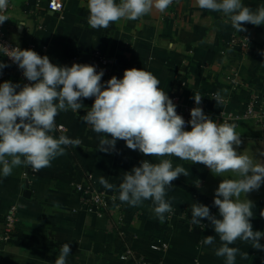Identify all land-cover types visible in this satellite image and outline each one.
I'll use <instances>...</instances> for the list:
<instances>
[{"label": "crops", "instance_id": "1", "mask_svg": "<svg viewBox=\"0 0 264 264\" xmlns=\"http://www.w3.org/2000/svg\"><path fill=\"white\" fill-rule=\"evenodd\" d=\"M49 1L13 0L4 29L22 49L47 55L58 66H69L74 57L79 63L92 64L95 55L102 54L113 60L106 81L112 76L122 78L125 69L146 70L158 78L160 89L175 102L176 109L197 107L193 94L199 93L203 96L199 107L206 115L217 123L236 125L241 140L234 146L237 152L254 162H264V124L246 115L250 104L256 111L264 106V25H243L255 38L245 51L228 48L232 34L239 33L230 20L221 13L200 9L195 0H177L164 12L153 9L137 20L121 19L99 30L88 24V0H61V13L49 11ZM242 3L254 11L264 6V0ZM21 23L24 26H18ZM0 61L8 64L2 57ZM4 81L23 85L10 66L0 70V83ZM217 92L222 103L214 100ZM93 102L94 98L83 99L85 107L79 112H61L55 123L66 131L51 133L54 138H78L82 141L79 147H67L64 155L37 173L21 165L6 178L0 175V237L9 208L20 206L14 239L0 241V264H54L65 243L71 248L66 264H193L196 259L199 264H225L224 257L215 255L221 242L206 219L202 222L207 227L197 232L178 221L161 222L151 200L139 206L119 200L118 186L124 173L140 166L142 160L158 163L159 158L133 151L123 140L117 141L111 154L99 151L103 134L94 132L82 119ZM169 159L173 167L180 165L189 171L187 177L174 180L167 191L165 198L171 206L186 208L191 216L192 205L201 203L218 216L213 204L215 190L222 179H237V174L215 176L202 164ZM101 177L116 187L106 189L99 183ZM76 184L113 195L111 216L98 217L75 190ZM246 198L254 204L253 230L264 232L260 214L264 211V184ZM241 199H245L243 194ZM209 235L215 242L203 244L197 252V238L203 241ZM259 242L264 245V237ZM162 243L167 244L166 250ZM230 246L248 253L247 259L237 255L235 264H264V250L252 248L251 242L237 240ZM126 250L133 252L129 260L122 259Z\"/></svg>", "mask_w": 264, "mask_h": 264}, {"label": "clouds", "instance_id": "2", "mask_svg": "<svg viewBox=\"0 0 264 264\" xmlns=\"http://www.w3.org/2000/svg\"><path fill=\"white\" fill-rule=\"evenodd\" d=\"M172 3L173 0H88V24L92 29H107L121 19L137 20L153 9L164 12ZM195 3L200 9L227 17L239 33L247 31L244 24L264 25V6L254 11L242 0H195ZM7 7L8 0H0V25L9 20ZM0 49L30 82L0 83V175L6 178L21 165L38 172L64 155L67 147H79L80 139L65 135L54 138L51 133L61 112H79L85 107L83 99L94 98L82 119L94 132L103 134L99 151L111 154L116 151L117 141L123 140L129 149L159 158L158 163L142 160L140 166L124 173L118 186L121 202L139 206L151 200L156 217L163 222L165 214L173 211L165 198L167 191L174 180L189 175L183 166L173 167L169 157L202 164L215 176L235 173L237 179H222L215 190L213 204L218 208V216L208 206L194 203L191 223L201 225L204 219L210 222L221 242L215 255L224 257L225 264H235L237 255L247 259V252L230 246L237 240L251 242L252 248L264 250L259 242L264 232L253 230L254 204L246 198L264 184V162H254L248 155L237 152L234 146H239L241 140L236 125L217 123L206 115L199 107L203 96L193 94L197 107L190 110L187 124L191 130L187 131L186 121L177 114V106L160 89V81L151 72L125 69L122 78L112 76L102 82L104 70L97 71L92 64L58 66L47 55L41 56L32 49L3 44ZM6 67L9 65L0 61V70ZM214 100L222 103L219 92L214 94ZM99 183L110 190L116 187L104 177ZM260 214L264 217V211ZM214 242L212 235L202 241L205 245ZM70 252V245L63 244L54 264H66Z\"/></svg>", "mask_w": 264, "mask_h": 264}, {"label": "built area", "instance_id": "3", "mask_svg": "<svg viewBox=\"0 0 264 264\" xmlns=\"http://www.w3.org/2000/svg\"><path fill=\"white\" fill-rule=\"evenodd\" d=\"M176 1L177 0H173V3L170 6L174 5ZM12 9H13V0H8V7L6 10V14L9 15ZM48 9L49 11L54 12V13H61L64 10V3L61 0H50L48 4ZM254 41H255L254 36L252 34H249L247 31L240 32V33H234L232 34L231 38L228 41V48L229 49L241 48L245 51H248L254 44ZM0 44L9 46V47L19 46L22 49V47L19 44L15 43L10 38L9 34L4 29V23L3 25H0ZM0 57L5 59V61L12 68L13 72L17 74V76L19 77V79L22 81L23 84L30 83L23 76V71L19 69V67L15 63H13L7 56L3 55L2 49H0ZM73 63H79L78 57H74V59H72L69 67ZM112 63H113V60L105 57L102 54L97 53L95 55V60L92 63V65L96 66L97 71L104 70V76L102 77V82L106 81L107 69L109 68L110 65H112ZM173 103L175 104V102ZM192 108H194V106H181V108L176 109L177 114L181 115L186 121L185 130H188L190 127V124H187V121L191 119L190 110ZM246 115L249 118H255L261 124H264V106H262L260 109H258V111H256L254 110V105L250 104V107ZM55 130L58 132L66 131L64 126L57 125V124H56ZM32 173H37V171L32 170ZM25 177L27 178V175ZM75 190L82 195V199L85 201L86 205L88 207H91L94 213L98 217L111 216V212L114 211L112 210V207L110 204V200L114 199L113 195L110 197V195L106 191H103V190L100 191L91 185L84 186L82 184H76ZM115 208H116L115 210L117 211V213L120 215L119 218H121L120 206L117 205ZM172 208H173V211L171 213L165 214V221L167 223L178 221V222L186 224L191 230H195L197 232H200L207 227V224L202 221L201 223H203L205 226L203 224L193 225L191 223V216H190V212L188 209L176 208V207H172ZM19 209H20V206L18 204H14L9 208L4 218V235L3 237H0L1 242H10L14 239V235L16 234V231L19 227V222H20L19 215H18ZM196 244H197V252H200L203 247V243H202V240H200V237L197 238ZM162 249L163 250L167 249L166 243H162ZM132 257H133V252L131 250H126L122 256V259L129 260ZM143 264H146V263H143ZM193 264H199V260L196 259Z\"/></svg>", "mask_w": 264, "mask_h": 264}]
</instances>
